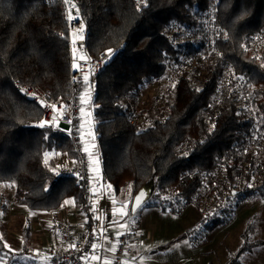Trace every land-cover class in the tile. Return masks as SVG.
I'll use <instances>...</instances> for the list:
<instances>
[{
	"label": "trees",
	"instance_id": "16d2710c",
	"mask_svg": "<svg viewBox=\"0 0 264 264\" xmlns=\"http://www.w3.org/2000/svg\"><path fill=\"white\" fill-rule=\"evenodd\" d=\"M72 1L87 23L89 55L120 47L89 79L101 176L113 193L151 189L145 204L164 210L166 193L199 208L229 188L264 199V0ZM65 8V0H0V260L10 254L3 221L15 209L55 213L71 200L82 211L85 203L75 178L54 171L76 159L67 129L46 123L19 92L40 87L70 103ZM207 19L212 32L201 33ZM153 84L152 101L144 93ZM135 117L149 123L138 127ZM238 206L209 220V231L230 224ZM257 223L253 216L229 264L264 244L254 240ZM183 236L195 238L196 227Z\"/></svg>",
	"mask_w": 264,
	"mask_h": 264
},
{
	"label": "built area",
	"instance_id": "2783aa9c",
	"mask_svg": "<svg viewBox=\"0 0 264 264\" xmlns=\"http://www.w3.org/2000/svg\"><path fill=\"white\" fill-rule=\"evenodd\" d=\"M66 16L69 21L70 44L72 53L71 68V101L52 102L50 91L35 86L21 87L26 93L31 95L35 102L39 104L43 113V120L54 127H64L67 129L69 138L75 150L76 159H63L55 167L56 176H73L78 186L83 190L84 206L82 208V223L79 227L74 224H61L58 226L61 233L62 246L48 245L42 252L49 257V264H89L88 258L97 255L101 249L96 244V234L98 230L97 221L94 215V202L92 197V171L90 154L85 151L86 147L82 140L84 131L93 128L92 122L86 123L82 119V99L84 85L90 77L94 79L110 61L112 55L120 50V47L102 50L97 56H91L86 52L87 23L84 20L80 7L72 0H65ZM190 64V58H185ZM156 85V84H153ZM133 122L138 127L145 128L149 122H139L136 117ZM228 166H232L231 160L227 161ZM194 175V174H193ZM205 177V176H204ZM232 193L223 200L215 198L207 204H202L199 208L201 220L196 226L195 241L202 240L210 234L207 222L215 216L229 218L231 213L226 209L234 211L237 204L246 202V198L237 195V188H229ZM109 195H113L110 190ZM167 203L166 211L181 212L188 204L187 202L172 194L162 196ZM206 200V198H203ZM135 235L131 230L123 232L117 241L110 264H126L129 256L134 252ZM95 245V247H93Z\"/></svg>",
	"mask_w": 264,
	"mask_h": 264
},
{
	"label": "crops",
	"instance_id": "0c3cea01",
	"mask_svg": "<svg viewBox=\"0 0 264 264\" xmlns=\"http://www.w3.org/2000/svg\"><path fill=\"white\" fill-rule=\"evenodd\" d=\"M89 79L90 77L84 85V93L86 86L91 84ZM92 112L93 109L89 107L84 108V104L82 103L81 114L84 122H92ZM82 140L91 158L92 197L94 215L98 225L96 244L101 249L97 255L88 258L89 264H110L118 238L126 230H131L135 235L134 252L128 257L126 264H154L155 257L161 253L159 249L166 247L179 237H175L171 241L162 242L159 246L153 245L154 230L151 229V231L146 232L145 229L139 226V221L133 222L131 215L122 217V222H120L125 226V230L118 234H113L111 228L118 222L117 219H121V215H118L117 211L120 209L119 205L123 202L116 198L117 195L114 193L113 195H109L108 192L111 188L102 180L96 138L93 130L84 131ZM49 155L47 156L48 159L52 157L51 154ZM123 194L125 195L126 192ZM124 197L127 200V207L132 213V209L130 210V208L132 207L133 198L128 194ZM67 201L69 203H65L64 208L55 213L44 211L27 213L23 211L24 208L15 209L3 221L8 226L6 247L10 251V254L7 258L0 260V264H49V257L42 252V249L48 245H63L58 226L71 223L75 227H79L82 223V212L78 211L73 201ZM143 207H147V205L144 203ZM101 214L106 215L108 220H110L105 225L99 224L98 217ZM199 222L200 220L195 227ZM190 240L192 243L194 242L192 238Z\"/></svg>",
	"mask_w": 264,
	"mask_h": 264
},
{
	"label": "rangeland",
	"instance_id": "374dc122",
	"mask_svg": "<svg viewBox=\"0 0 264 264\" xmlns=\"http://www.w3.org/2000/svg\"><path fill=\"white\" fill-rule=\"evenodd\" d=\"M212 27L213 24L207 19L201 33L206 31L212 32ZM189 36L188 38H192L194 41L196 40ZM195 53L197 54L194 58L189 56L193 62L202 55L199 51ZM90 85L86 86L82 103L84 104V108L89 107L93 109L92 97L94 89ZM155 88H157V84L151 88L147 87L144 97L153 101ZM127 194L129 195L128 192H126L125 195ZM125 195L121 193L116 196V198L120 199L123 203L119 205L120 209L117 211L118 215H121V219H117V225L115 224L113 228H111L113 234H118L125 230V226L120 222H122V217L131 215L133 222L139 221V226L145 229L146 232L151 231V229L154 230L153 245L159 246L162 242L171 241L175 237H179L176 241L159 249L161 253L155 257L154 264H229L231 260L234 261L232 255L241 245L242 233L253 216H257L258 220L257 232L254 236V240H261L264 242V199L247 200L237 207L235 218L230 224L219 227L210 232V234L202 240H194L192 243L190 238L184 237L183 235L189 229L195 228L197 222L201 220L198 206L191 203L184 210L177 213L166 212L161 207L147 206L132 214L127 207ZM23 211L28 213L26 209H23ZM124 212L128 214L123 215ZM98 219L100 225H105L110 221L104 214L99 215ZM239 262L241 264H264V244L251 252L240 255Z\"/></svg>",
	"mask_w": 264,
	"mask_h": 264
},
{
	"label": "water",
	"instance_id": "95a60500",
	"mask_svg": "<svg viewBox=\"0 0 264 264\" xmlns=\"http://www.w3.org/2000/svg\"><path fill=\"white\" fill-rule=\"evenodd\" d=\"M19 92H20L22 95L26 96L28 99H30V100H34L33 97H32L31 95H29V94L26 93L25 89H23V88L20 87V88H19ZM141 193H144V194H145L144 196L141 197V200H142V202H143V204H144V203L150 198L151 193H152V190H151V189H147V188H142L141 190H139V191L134 195V197H133V201H132V207H131V209H133V207L135 206V205H134L135 197L139 196ZM137 210H138V209H137ZM137 210H136V211H137ZM136 211H133V210H132V213H135Z\"/></svg>",
	"mask_w": 264,
	"mask_h": 264
},
{
	"label": "snow or ice",
	"instance_id": "6c2138e0",
	"mask_svg": "<svg viewBox=\"0 0 264 264\" xmlns=\"http://www.w3.org/2000/svg\"><path fill=\"white\" fill-rule=\"evenodd\" d=\"M109 54L112 52L111 49L108 50ZM85 80H87V77H85ZM85 151H87V149H85ZM145 194L144 193H141L139 196L135 197V200H134V207H133V211H136L137 209H140L142 210L143 209V202L141 200V197L144 196ZM65 203H69L68 201H66ZM128 213L127 212H124L123 215H127ZM93 247H95V245H93Z\"/></svg>",
	"mask_w": 264,
	"mask_h": 264
}]
</instances>
